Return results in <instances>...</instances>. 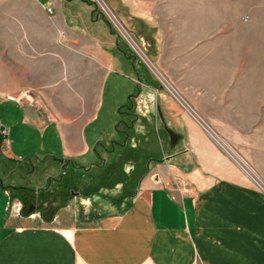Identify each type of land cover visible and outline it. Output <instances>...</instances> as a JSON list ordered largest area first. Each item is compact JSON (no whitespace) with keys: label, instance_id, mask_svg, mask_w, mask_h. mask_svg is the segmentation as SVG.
<instances>
[{"label":"crops","instance_id":"1","mask_svg":"<svg viewBox=\"0 0 264 264\" xmlns=\"http://www.w3.org/2000/svg\"><path fill=\"white\" fill-rule=\"evenodd\" d=\"M120 1L158 38L180 39L149 58L175 99L88 1L0 0V99L31 128L0 119L11 179L0 168V264H264V145L253 136L264 95L225 73L214 47L181 40L208 23L199 0ZM35 145L48 153L43 182ZM95 169L67 189L69 172Z\"/></svg>","mask_w":264,"mask_h":264},{"label":"rangeland","instance_id":"2","mask_svg":"<svg viewBox=\"0 0 264 264\" xmlns=\"http://www.w3.org/2000/svg\"><path fill=\"white\" fill-rule=\"evenodd\" d=\"M86 1L94 5L95 8L103 13V15L109 20L108 16L105 14L102 7L96 0ZM103 1L122 24L124 30L126 31H123L126 37L109 20L111 26L113 27V30L118 34L120 40L125 45L129 53L133 57L138 58L140 62L143 61L138 56L133 46L141 55H143L144 53L148 57V59L150 58L152 60L163 53L161 47L162 44H164V48L168 51L169 49L174 48V44H176V42L180 40L175 39L172 36L168 37V35H166L164 39L158 38V32L156 31V29H154L152 26L150 28L149 25L144 20H142V18L133 15L130 12L129 7L123 5L120 0ZM204 10L205 12L208 11L206 12L207 14L205 16L207 17L208 23H203L202 21L199 22L200 31L198 32V37L192 39L183 38L181 40H183L184 43H190L192 40L194 41L193 46L214 47V56L212 60L215 63H224L226 67L225 73L229 74L230 76H240L242 78H246L248 83L255 82L257 84V87H259L257 92H259L260 90V92H262V94L264 95V0H199L200 17L201 15H203L202 11ZM163 22L167 23L168 21ZM168 24L174 23L168 22ZM203 24H206L207 26ZM162 27L165 31V34H167L170 28L168 29L164 26ZM127 34L130 37H128ZM207 34H209V36ZM210 35L214 36L210 37ZM160 40L162 43L161 45ZM171 57L173 58V55H165L163 62V67L165 70H161L170 82L171 79L174 78L173 75L175 64ZM144 65L146 66L145 63ZM146 67L148 68V66ZM155 75L156 74L153 73V78L151 77V81L153 83L152 85L155 87H159L169 97L175 99L173 94L166 88L168 84L164 86V84H162L158 77H156ZM169 76L172 78H170ZM128 81L129 78L127 77L125 79V83H128ZM171 84L173 85L172 82ZM249 88L250 87H248V89ZM9 112L12 115H9ZM257 116L260 121V129H254L255 131H258L257 133H255V135H253L255 138L254 141H256V144L262 142L264 145V102L262 109L260 111H257ZM6 117L15 120V129H31L28 128L25 123L21 122L20 111L18 108H16L14 103L8 106V104H5L0 99L1 121ZM0 128L8 130V125H5L3 123V125H0ZM34 147L39 154L38 160L34 162L39 177L38 181L43 182L46 181V175L50 173L47 171L49 167L46 165V155L48 153H42L38 145H35ZM151 148L153 153L152 158H157L158 152L163 148V143H161L158 137H152ZM7 149L9 150V145L7 146ZM41 154L43 155L41 156ZM29 156L30 154L26 153L25 155H22L21 158L24 159V161H29ZM255 158V167L264 177V150H262L261 152L259 150H256ZM7 163L4 162L2 151L0 150V168H2L1 170L3 178H5V174H7L10 170V165ZM20 168V170L26 173L29 167L22 164ZM98 173H100V170L98 169H95L90 173H84V175L86 176L69 172L65 177V184L67 185V189L73 191L78 183H82L84 177V179L88 180L91 177V179H93V176L95 174L98 175ZM13 178V180L16 179V177ZM5 180L7 184H11V179L9 176H7ZM35 183H37L36 180L33 181V185Z\"/></svg>","mask_w":264,"mask_h":264},{"label":"built area","instance_id":"3","mask_svg":"<svg viewBox=\"0 0 264 264\" xmlns=\"http://www.w3.org/2000/svg\"><path fill=\"white\" fill-rule=\"evenodd\" d=\"M98 3H99V5L102 7V9H103V11L105 12V14L108 16V18H109V20L118 28V30L126 37V35L124 34V32L123 31H125L124 30V28H123V26H122V24H121V26H122V28H120V27H118V25H117V23H116V21L115 20H118L117 19V17L114 15V13L110 10V8L106 5V7L105 6H102V4L99 2V0H96ZM104 2V1H103ZM105 3V2H104ZM47 11H48V13H52V8H47ZM119 21V20H118ZM120 22V21H119ZM126 32V31H125ZM127 36L128 37H130L128 34H127ZM131 39V38H130ZM128 40V39H127ZM132 40V39H131ZM129 41V40H128ZM130 42V41H129ZM131 44V43H130ZM133 48H134V50L137 52V54H138V56L142 59V61L144 62H146L147 63V61H146V59H148L147 58V56L143 53V55H141L138 51H137V49L133 46ZM138 48V47H137ZM140 51H141V49H140ZM141 53H142V51H141ZM146 58V59H145ZM147 66H148V68H150L151 70H152V68H151V66L147 63L146 64ZM153 71V70H152ZM164 85H167L166 83H164V81H161ZM166 87H168V86H166ZM172 93V92H171ZM173 94V93H172ZM174 96V95H173ZM12 100H14V101H17V102H19V103H21V100H19V99H12ZM184 106V105H183ZM184 108L190 113V110L187 108V107H185L184 106ZM0 131H1V133L4 135V137L5 136H7L8 135V130H6V129H1L0 128Z\"/></svg>","mask_w":264,"mask_h":264},{"label":"bare ground","instance_id":"4","mask_svg":"<svg viewBox=\"0 0 264 264\" xmlns=\"http://www.w3.org/2000/svg\"><path fill=\"white\" fill-rule=\"evenodd\" d=\"M99 2L102 4V6H105L106 7V4L103 2V0H99ZM118 27L122 28L120 22L118 20H115ZM148 63L150 64V66L152 67V70L154 71V73L159 77L161 78V81H163V78L161 77V75L157 72V70L155 69L154 65L149 61V59H147Z\"/></svg>","mask_w":264,"mask_h":264},{"label":"water","instance_id":"5","mask_svg":"<svg viewBox=\"0 0 264 264\" xmlns=\"http://www.w3.org/2000/svg\"><path fill=\"white\" fill-rule=\"evenodd\" d=\"M127 39V38H126ZM148 58V57H147ZM145 64H147L145 61H144Z\"/></svg>","mask_w":264,"mask_h":264}]
</instances>
